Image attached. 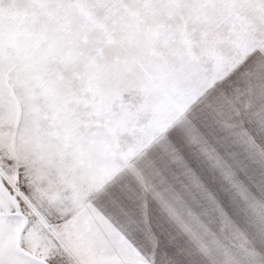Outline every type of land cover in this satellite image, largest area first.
I'll use <instances>...</instances> for the list:
<instances>
[{
    "label": "snow or ice",
    "instance_id": "obj_1",
    "mask_svg": "<svg viewBox=\"0 0 264 264\" xmlns=\"http://www.w3.org/2000/svg\"><path fill=\"white\" fill-rule=\"evenodd\" d=\"M0 264H264V0H0Z\"/></svg>",
    "mask_w": 264,
    "mask_h": 264
}]
</instances>
